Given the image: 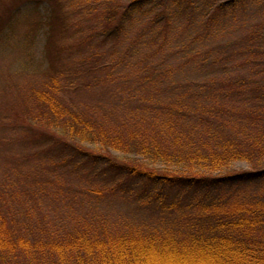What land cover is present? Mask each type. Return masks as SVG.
Listing matches in <instances>:
<instances>
[{
	"label": "trees",
	"instance_id": "trees-1",
	"mask_svg": "<svg viewBox=\"0 0 264 264\" xmlns=\"http://www.w3.org/2000/svg\"><path fill=\"white\" fill-rule=\"evenodd\" d=\"M251 2L0 0L1 33L29 7L47 29L45 77L0 114V264H264ZM104 196L152 221L109 222Z\"/></svg>",
	"mask_w": 264,
	"mask_h": 264
},
{
	"label": "rangeland",
	"instance_id": "rangeland-1",
	"mask_svg": "<svg viewBox=\"0 0 264 264\" xmlns=\"http://www.w3.org/2000/svg\"><path fill=\"white\" fill-rule=\"evenodd\" d=\"M79 4V3H78ZM248 12H257L264 9V4L258 2H251L247 6L240 7ZM3 8L0 3V14ZM23 17L13 30L0 32V114L3 116L5 110L11 109L14 102L9 98V88L13 87L14 92L17 88V95L19 90L28 88L30 84L41 81L45 77V70L47 63L45 58L46 45V28L39 30L38 33L32 31V24L36 18H40V14L35 12L32 8H27L23 13ZM21 15V16H22ZM136 30L130 33V38H133ZM65 34V33H64ZM61 35L60 31L54 32L55 39L61 42L70 41L67 36ZM172 38V37H171ZM12 98V96H11ZM2 121V117H0ZM237 167L248 168L246 164L239 163ZM121 197L105 198V196L96 204L94 208L96 211L106 218L109 222L114 224H126L138 227L144 222L152 221V214L147 207H137L138 200H134L136 205L126 204L121 201Z\"/></svg>",
	"mask_w": 264,
	"mask_h": 264
}]
</instances>
